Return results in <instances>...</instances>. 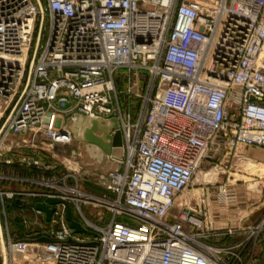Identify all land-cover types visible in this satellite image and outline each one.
<instances>
[{"label":"built area","instance_id":"obj_1","mask_svg":"<svg viewBox=\"0 0 264 264\" xmlns=\"http://www.w3.org/2000/svg\"><path fill=\"white\" fill-rule=\"evenodd\" d=\"M40 2L0 0V122L11 110L0 163L26 147L14 137L70 146L76 115L116 118L123 158L120 171L93 176L107 194L83 189L70 164L48 190L23 192L49 229L17 242L7 235L4 252L0 238V264H252L259 228L220 245L236 233L208 228L205 201L178 202L212 149L264 150V0ZM218 193L231 197L225 185ZM47 198L62 202L49 223L35 209ZM67 209L96 236L77 234Z\"/></svg>","mask_w":264,"mask_h":264},{"label":"rangeland","instance_id":"obj_2","mask_svg":"<svg viewBox=\"0 0 264 264\" xmlns=\"http://www.w3.org/2000/svg\"><path fill=\"white\" fill-rule=\"evenodd\" d=\"M47 28L48 20L45 21V24L43 26V32L41 34V45L44 44L47 37ZM41 30L42 17H40L39 20L37 35H39ZM26 79L23 89L26 85ZM16 101L17 100H15L14 103ZM10 111L0 122V129L8 119ZM13 140L17 144L32 147V149L29 150V152L32 153V155H30V158H34V156L38 155L37 160L42 167L39 170L37 169V175L35 173L34 176L30 175V180L33 181V183H29L23 181L24 178L22 176H17V173L12 172V168L10 167L11 165L0 163V192L4 194L2 197L0 195V226L3 229L5 240L7 239V235H9L13 241L17 242L26 238L34 237L38 233L49 229V226L44 223L42 217L40 218L34 215V212L31 209V205L34 202L32 201L33 199L21 194L23 192L48 190L49 188L47 189L45 183L49 182L53 178L56 179L58 177L57 173L67 172V164L62 162L61 160L65 159L67 155L72 154V152H75L77 150V145L75 142L70 146L57 145L52 150V147L50 149V144L42 140L40 137L35 140L32 137H20L19 139L14 138ZM25 142H28L29 144H25ZM5 149H8V147L6 146ZM54 155H57L58 160L54 157ZM225 155V151L216 152L215 149H212L209 152L208 157L204 161L200 170L194 177L190 188L185 192L183 197L178 202V204L183 203L188 198L192 199V205L197 202L199 203L205 201V204H203L204 208L206 207L204 209V213L206 214V217H208L207 221L209 224V229L211 227V224L209 223L210 220H218L216 219V214L212 219H209V213L212 212V207L216 205L215 202L218 201L217 199L215 200L214 197L219 195L218 191L222 185H225L227 187V190L230 194H232V191L230 189H233V187H235L245 193L254 195V197H264L263 181L258 179H250L249 176L243 174V172H240L236 175H230V173L233 172H230L229 168H225L226 165L219 166V159H222ZM77 161L79 166L73 164V166H69L68 168L73 169V167L75 166L76 169H80L81 173H84L85 170L81 165V159L80 161ZM48 164H51L53 167H57V170L53 172H46V170L43 169V166H46ZM216 166H218V169H215ZM219 168H222V170H220ZM200 189L207 190L205 196L201 197ZM95 190L96 192H98V189L92 184V186L90 187V191L93 192ZM11 193L14 195L11 196ZM7 194L8 196H6ZM229 198L228 200L224 201L225 197H220V199L223 200L222 206L224 208H227L229 205H231L230 203L232 200ZM219 244L228 245L231 243H226L223 239Z\"/></svg>","mask_w":264,"mask_h":264},{"label":"crops","instance_id":"obj_3","mask_svg":"<svg viewBox=\"0 0 264 264\" xmlns=\"http://www.w3.org/2000/svg\"><path fill=\"white\" fill-rule=\"evenodd\" d=\"M14 138L19 139L20 137ZM30 149H32V147L26 146L22 149H15L6 155V159L11 161V171L17 173V176H22L24 179H31L30 175L34 176V173L36 174L37 172V168L33 167V162L38 161V155L34 156V158H30V155H32V153L29 152ZM23 159H26V161ZM65 159L79 161L81 159V165L85 170V172L82 173L83 177H85L83 189L89 192H91L90 187L92 184L95 186V184L92 183L95 174L117 169L118 166L114 163V165H108L103 171L97 166L91 167L89 165L92 162L87 159V157L82 158L78 149L72 152V154L67 155ZM218 163L219 166L226 165L225 167L229 168L230 172H233L230 173V175L243 172V174L248 175L250 179H258L264 182V150L239 147L234 153H227L222 159H219ZM54 167L48 164L43 166V169L46 170V172H53ZM95 187L98 189V192L95 190L92 193L107 194L103 189L97 186ZM230 190L232 191L230 197L232 201L230 203L231 205L227 208L222 206L223 200L220 199L219 195L214 197V199L218 201H216V205L212 207V212L209 213V219H212L216 214V219L218 220H210V230L213 232L231 231L236 233L235 236H229L224 239L226 243L233 244L239 242L244 237L242 233L248 232V230L252 228H259L261 230L260 237L256 243H253L251 261L252 264H264V197H254V195L245 193L235 187Z\"/></svg>","mask_w":264,"mask_h":264},{"label":"water","instance_id":"obj_4","mask_svg":"<svg viewBox=\"0 0 264 264\" xmlns=\"http://www.w3.org/2000/svg\"><path fill=\"white\" fill-rule=\"evenodd\" d=\"M35 1L41 7L40 0ZM38 44L39 42L37 43L30 64L27 84L30 81L31 72L36 61ZM69 107L70 105H67L65 109H68ZM67 128L73 135L80 156L82 158L87 157V159L92 162L89 166H97L103 171L108 165H114L115 161H120L123 158V139L116 118L105 119L101 117L76 115L74 120H68ZM3 130L4 128L0 131V136ZM116 170H121L119 164ZM61 203L62 202L58 199L47 198L45 202L37 203L35 209L41 211L45 216V221L49 223L55 211V206ZM66 219L69 222L70 227L74 229L77 234H92L93 236H96V234L87 231L74 219L70 209H67L66 211ZM37 242L47 243L50 242V240L43 237L38 239Z\"/></svg>","mask_w":264,"mask_h":264},{"label":"bare ground","instance_id":"obj_5","mask_svg":"<svg viewBox=\"0 0 264 264\" xmlns=\"http://www.w3.org/2000/svg\"><path fill=\"white\" fill-rule=\"evenodd\" d=\"M50 149H51V146H50ZM54 157L57 159V155H54ZM58 160V159H57ZM62 162L66 163V164H70L71 166H73V164L71 163V161L67 160V159H62L61 160ZM1 227V226H0ZM2 228V227H1ZM1 228H0V238L2 237V240H1V248L4 252V249H5V243H4V233H3V229L1 231Z\"/></svg>","mask_w":264,"mask_h":264}]
</instances>
